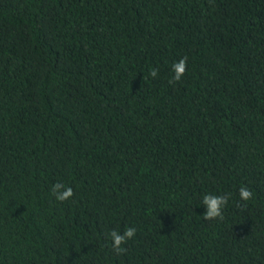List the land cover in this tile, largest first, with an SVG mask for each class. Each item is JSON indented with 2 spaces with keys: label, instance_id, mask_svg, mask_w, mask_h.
I'll use <instances>...</instances> for the list:
<instances>
[{
  "label": "trees",
  "instance_id": "obj_1",
  "mask_svg": "<svg viewBox=\"0 0 264 264\" xmlns=\"http://www.w3.org/2000/svg\"><path fill=\"white\" fill-rule=\"evenodd\" d=\"M0 264H264V0H0Z\"/></svg>",
  "mask_w": 264,
  "mask_h": 264
},
{
  "label": "clouds",
  "instance_id": "obj_2",
  "mask_svg": "<svg viewBox=\"0 0 264 264\" xmlns=\"http://www.w3.org/2000/svg\"><path fill=\"white\" fill-rule=\"evenodd\" d=\"M187 71V57L181 58L179 61L172 64V79L169 80L170 84L181 81L182 77ZM148 75L152 78H156L158 76V69L152 68ZM147 77H145L146 79ZM51 195L58 202H65L70 200L74 196L73 189L71 187L66 186L62 182H57L52 185L50 189ZM239 197L243 202H247L253 199L252 191L243 186L239 189ZM229 202L228 194L225 195H213V194H205L202 197L201 203L205 208V212L203 214V218L205 220H223V209ZM246 206V205H245ZM136 234V229L134 227L126 228L122 233L116 230H112L109 233H106V238L111 242V250L116 255H121L127 251L125 247H123L126 242L133 238Z\"/></svg>",
  "mask_w": 264,
  "mask_h": 264
}]
</instances>
